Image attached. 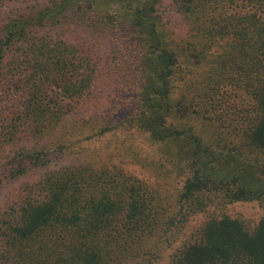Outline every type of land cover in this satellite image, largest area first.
<instances>
[{
	"label": "trees",
	"instance_id": "16d2710c",
	"mask_svg": "<svg viewBox=\"0 0 264 264\" xmlns=\"http://www.w3.org/2000/svg\"><path fill=\"white\" fill-rule=\"evenodd\" d=\"M0 9V184L36 175L0 207V264H113L158 231L161 199L143 182L77 162L87 141L109 135H128L121 146L132 151L139 135L185 170L176 218L216 199L264 203V167L249 160L264 153V0H0ZM238 91L253 102L247 123L230 102ZM233 114L248 153L213 123ZM171 264H264V217L254 231L210 219Z\"/></svg>",
	"mask_w": 264,
	"mask_h": 264
},
{
	"label": "rangeland",
	"instance_id": "374dc122",
	"mask_svg": "<svg viewBox=\"0 0 264 264\" xmlns=\"http://www.w3.org/2000/svg\"><path fill=\"white\" fill-rule=\"evenodd\" d=\"M2 13L0 9V20H3ZM171 20L173 24H179L181 17L176 15ZM126 38L129 41H133L132 38H134V36L131 35V37ZM126 42L128 41L123 40L117 46L119 50H122V54L126 52L125 50L130 51L126 45L122 44ZM124 58L125 61H129L130 55ZM131 60L132 63L133 61L135 62L134 59L131 58ZM196 75L198 76V72H196ZM193 76H195V74L191 77ZM231 95L232 101L230 102L232 105H235L236 108L234 109L236 110V115L241 119V122L247 123L249 118L255 117V114L250 115L253 102H251L249 98H246L239 91ZM205 116V118L204 116L196 118V131L199 133L203 132V134L206 129H208L209 125H212L211 122L207 120V117H210V113ZM246 116L248 117L245 119L244 117ZM227 119L228 121L222 124L217 123V121L213 119V123H215L219 131H224L227 134L228 142H234L240 149L248 153L244 147V143L241 141V138L244 137L240 132L242 124H239L238 128L235 127L237 126L235 115L229 116ZM238 135L239 138H237ZM135 137L136 142L134 143L133 151L132 149H124L123 146H121V142H125V144L129 143L130 139H126L128 135L119 134L113 137L112 140H109L111 138L109 135L95 142H93V140L87 141L85 145L90 146L92 150H89L86 154L84 152V154L77 157V162L80 160L82 163H89L95 168L104 167L111 172L114 171L113 169L123 170L124 174L133 176L135 179L143 182L149 191L161 199L160 204L163 221L158 231H155L153 236H149L133 244L128 254L130 256L129 258L122 256L120 257L121 259L115 258L113 264H171L172 257L177 255L186 246L197 241L205 224L213 218L228 216L232 219L241 221L247 230H255L260 219L264 217V203L259 201H238L220 205L216 199L206 205H204L203 202V210H200V207L196 206L195 213H190L187 217H185L183 213L180 218H176L173 212L176 210V196L181 190V177H183L185 170H181V168L171 160L155 155L156 147H152L145 143L141 136L135 135ZM182 146L181 143L180 148H182ZM182 152L185 153L186 151ZM249 157H251L249 160L264 167V153H256V155L253 154ZM202 159L207 161L208 157H202ZM69 163H71V161L68 157L62 158L57 167L68 165ZM161 164L164 166V169H179L180 171L171 175L170 178H166L163 176L165 173L163 168H156ZM35 177L36 175L27 178H19L17 180L4 179L3 183L0 184V207H7L10 202H12V198H14L25 185L33 182ZM171 221H173V225L168 227V225L172 223ZM123 244L124 242L122 241H119V243L115 242L114 252L120 251L123 248Z\"/></svg>",
	"mask_w": 264,
	"mask_h": 264
}]
</instances>
